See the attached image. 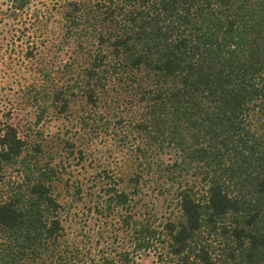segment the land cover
<instances>
[{"label":"trees","instance_id":"16d2710c","mask_svg":"<svg viewBox=\"0 0 264 264\" xmlns=\"http://www.w3.org/2000/svg\"><path fill=\"white\" fill-rule=\"evenodd\" d=\"M60 9L72 77L60 114L70 120L79 97L87 109L76 127L117 131L126 158L103 171L93 239L64 224L53 169L26 163L27 143L0 128V264H264V0H67ZM149 191L179 219L135 211ZM113 216L119 229L107 224Z\"/></svg>","mask_w":264,"mask_h":264},{"label":"rangeland","instance_id":"374dc122","mask_svg":"<svg viewBox=\"0 0 264 264\" xmlns=\"http://www.w3.org/2000/svg\"><path fill=\"white\" fill-rule=\"evenodd\" d=\"M66 1L0 0V128H15L27 143L26 163L53 169L61 179L55 195L64 209L66 227L73 231L85 227L95 239L104 222L94 213L105 184L101 176L126 157L117 131L90 136L76 127L75 119L87 109L79 97L68 114L70 120L60 114L57 97L64 85L72 84L69 65H63L71 52L60 43V8ZM7 172L19 178L20 172L13 167ZM14 178L5 181L12 186ZM120 178L126 188L122 170L116 180ZM142 204L135 211H151L160 223L180 217L174 203L151 191ZM117 220L113 216L107 224L119 229ZM118 237L120 243L127 241L122 232ZM154 262L151 256L140 261Z\"/></svg>","mask_w":264,"mask_h":264}]
</instances>
